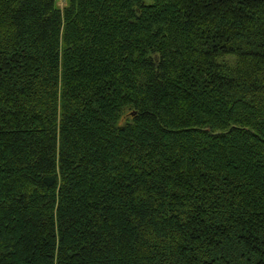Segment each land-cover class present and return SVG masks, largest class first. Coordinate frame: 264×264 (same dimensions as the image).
Returning a JSON list of instances; mask_svg holds the SVG:
<instances>
[{
  "label": "trees",
  "instance_id": "obj_1",
  "mask_svg": "<svg viewBox=\"0 0 264 264\" xmlns=\"http://www.w3.org/2000/svg\"><path fill=\"white\" fill-rule=\"evenodd\" d=\"M0 264H264V0H0Z\"/></svg>",
  "mask_w": 264,
  "mask_h": 264
},
{
  "label": "rangeland",
  "instance_id": "obj_2",
  "mask_svg": "<svg viewBox=\"0 0 264 264\" xmlns=\"http://www.w3.org/2000/svg\"><path fill=\"white\" fill-rule=\"evenodd\" d=\"M66 3V0H56V6L62 8Z\"/></svg>",
  "mask_w": 264,
  "mask_h": 264
}]
</instances>
